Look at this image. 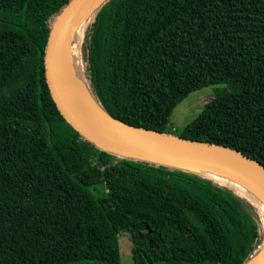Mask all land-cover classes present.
I'll use <instances>...</instances> for the list:
<instances>
[{"label": "trees", "instance_id": "1", "mask_svg": "<svg viewBox=\"0 0 264 264\" xmlns=\"http://www.w3.org/2000/svg\"><path fill=\"white\" fill-rule=\"evenodd\" d=\"M71 1L0 0V264H121L122 235L133 264H248L264 233L246 192L107 151L61 115L45 52ZM80 57L113 119L264 165V0H106ZM214 84L228 91L176 133L175 107Z\"/></svg>", "mask_w": 264, "mask_h": 264}, {"label": "water", "instance_id": "2", "mask_svg": "<svg viewBox=\"0 0 264 264\" xmlns=\"http://www.w3.org/2000/svg\"><path fill=\"white\" fill-rule=\"evenodd\" d=\"M105 1L72 0L48 39L45 52L47 83L66 122L92 143L113 153L166 165L178 166L169 161H191L233 168L242 179L264 194V165L239 151L130 126L104 113L95 100L97 111L84 106L74 97L61 71L64 43L79 17L88 13L89 18L94 9ZM98 138L108 140L119 148L114 149L98 141Z\"/></svg>", "mask_w": 264, "mask_h": 264}, {"label": "bare ground", "instance_id": "3", "mask_svg": "<svg viewBox=\"0 0 264 264\" xmlns=\"http://www.w3.org/2000/svg\"><path fill=\"white\" fill-rule=\"evenodd\" d=\"M89 18L79 17L74 23L68 34L63 48L62 55V76L66 81L74 97L84 106L97 111L98 106L91 96L83 78V65L80 57V42L83 39L84 32ZM100 142L108 144L114 149L119 148L116 144L98 138ZM171 164L187 168L195 172L202 173L212 179L219 181L238 190L246 192L259 209L261 219L264 221V194L242 179L233 168H221L218 166L196 163L191 161H169ZM235 188V189H236ZM249 264H264V242L260 252Z\"/></svg>", "mask_w": 264, "mask_h": 264}, {"label": "rangeland", "instance_id": "4", "mask_svg": "<svg viewBox=\"0 0 264 264\" xmlns=\"http://www.w3.org/2000/svg\"><path fill=\"white\" fill-rule=\"evenodd\" d=\"M83 17L88 18V13ZM81 43L82 41L80 42V45ZM227 91L226 84H214L191 93L175 107L171 116V127L176 129V133H181L187 125L198 117L206 105L212 103L217 95L223 94ZM262 226L264 227L263 220ZM263 227L262 232L264 233ZM119 242L121 247V264H133L131 254L132 243L129 240L128 235H122Z\"/></svg>", "mask_w": 264, "mask_h": 264}]
</instances>
